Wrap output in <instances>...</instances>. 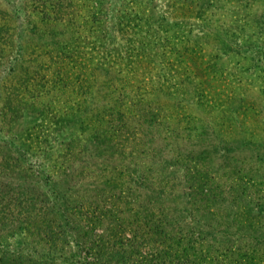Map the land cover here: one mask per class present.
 <instances>
[{
	"label": "rangeland",
	"instance_id": "obj_1",
	"mask_svg": "<svg viewBox=\"0 0 264 264\" xmlns=\"http://www.w3.org/2000/svg\"><path fill=\"white\" fill-rule=\"evenodd\" d=\"M35 1L0 0V256L50 262L80 204L91 264H264V0Z\"/></svg>",
	"mask_w": 264,
	"mask_h": 264
},
{
	"label": "trees",
	"instance_id": "obj_2",
	"mask_svg": "<svg viewBox=\"0 0 264 264\" xmlns=\"http://www.w3.org/2000/svg\"><path fill=\"white\" fill-rule=\"evenodd\" d=\"M38 1V2H37ZM34 2L33 5H36L38 7H48V9H50L53 13V15L56 17L57 16V8L60 6L59 0H37ZM42 5V6H41ZM90 9V8H89ZM100 11V9H95V10H91L90 9V14L98 13ZM45 13V12H44ZM46 17L48 18L47 15H51L50 13H45ZM89 14V15H90ZM21 22V21H20ZM44 23H46V25H49V20H45ZM54 24H56V21L51 22ZM227 46V45H224ZM225 49V48H224ZM193 59V58H191ZM194 63L193 66L198 69L201 65H198V63H200V61H195L193 59ZM93 70V68H92ZM33 74L38 75L39 72H34ZM90 75L87 74H82V72H79L78 76L76 74H74V77L76 78V80L78 81V83L81 82H89L90 83ZM84 76V77H83ZM186 76V75H185ZM94 80V78H93ZM76 83V82H75ZM82 87H90V85H78L76 84L75 91L77 93H79L80 96H82L83 94L87 93L88 90L82 88ZM74 91V92H75ZM34 92V90H33ZM36 93L39 95L40 92L39 91H35L34 94V99H36L38 96L36 95ZM120 95H123L122 92H119ZM32 95H30L32 97ZM78 106L76 107V109L78 110V112L81 111H85L86 109H88V105L84 104V97H80V100L78 102ZM21 106H25L26 102H21L20 103ZM31 109H36L39 110L41 109V104L37 105L36 103L31 105ZM100 112H104L103 116H99ZM122 110H119V107H114V106H104L100 109V111L97 112L96 110V116L93 118L94 121H100V120H104L105 119V115H114V114H119V115H123ZM99 116L98 120H95L97 117ZM80 118V115L78 116ZM109 119V122L112 120V118H107L106 120ZM112 123V122H111ZM98 126V125H97ZM96 126V127H97ZM96 129V128H95ZM102 137L106 138L105 135L106 133L103 132L101 133ZM244 141V139H242ZM229 141V140H228ZM245 142H249L248 140ZM201 177H203L202 172H194V174H192L191 176H189V178L191 179L190 181V186L191 188H194L195 192L198 193H202L205 194L206 191H208V189L206 190L205 188V184L202 183L201 181ZM77 209L80 213L79 216L81 217H77V218H72V220L74 221V223L69 227L68 231L66 233L64 232H57L56 233V239L59 240L60 246L57 248L55 253H52V260L50 262H38L37 260H32V264H57L54 263V259L55 258H59L60 257H65L66 261L69 264H91L92 258L90 257V253H91V246L96 245V242H98L99 240H102L106 237H115L114 240L117 241L116 238V233L115 231H111V234L109 235L107 233V235L105 233L102 232H97L96 230H92L91 227L89 226V224L91 223V219L92 217L90 215H88V213L83 209V207H81V205L79 204L77 206ZM102 214V213H101ZM3 224V223H1ZM87 231H89V235L87 234ZM69 238H73V241L71 242V240ZM121 242V240H120ZM3 253L0 256V264H23V261H25L27 259V262L29 260V258H21L17 257L15 258L16 253L14 251H10V250H3ZM10 255V256H9ZM20 255V254H19ZM59 264H66V263H59Z\"/></svg>",
	"mask_w": 264,
	"mask_h": 264
}]
</instances>
